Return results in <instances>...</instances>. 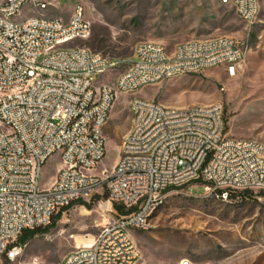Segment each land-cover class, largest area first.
<instances>
[{
	"label": "built area",
	"instance_id": "2783aa9c",
	"mask_svg": "<svg viewBox=\"0 0 264 264\" xmlns=\"http://www.w3.org/2000/svg\"><path fill=\"white\" fill-rule=\"evenodd\" d=\"M222 1L248 24L264 13V0ZM49 6L0 0V264L22 253L25 231L48 226L62 208L84 204L104 185L113 214L59 264H137L132 231L151 226L170 189L200 184L225 198L264 192V141L229 136L222 103L171 106L136 94L214 68L235 76L247 55L243 40L193 38L172 49L142 40L130 58L110 57L80 44L92 28L81 5L67 21L46 16ZM115 70L113 83L99 81ZM120 94L131 96V126L112 169L97 174L104 127ZM52 158L59 167L43 185Z\"/></svg>",
	"mask_w": 264,
	"mask_h": 264
},
{
	"label": "rangeland",
	"instance_id": "374dc122",
	"mask_svg": "<svg viewBox=\"0 0 264 264\" xmlns=\"http://www.w3.org/2000/svg\"><path fill=\"white\" fill-rule=\"evenodd\" d=\"M48 1L45 15L65 21L81 5L92 28L80 44L110 57L130 58L142 40L168 49L193 38L228 35L243 40L247 55L235 76L214 68L146 86L136 94L157 97L171 106L220 102L229 136L264 141V13L248 24L238 18L231 3L222 0ZM117 71L102 75L99 81L113 83ZM130 97L116 98L104 127L106 154L97 174L111 170L119 157L131 126ZM59 163L57 158L47 162L43 185L51 183ZM107 199L104 185L87 204L67 208L54 226L23 244L22 253L11 264H59L113 214L100 208ZM132 237L139 249L137 264H264V192H229L225 198L206 193L200 184L170 189L151 226L132 231Z\"/></svg>",
	"mask_w": 264,
	"mask_h": 264
},
{
	"label": "trees",
	"instance_id": "16d2710c",
	"mask_svg": "<svg viewBox=\"0 0 264 264\" xmlns=\"http://www.w3.org/2000/svg\"><path fill=\"white\" fill-rule=\"evenodd\" d=\"M84 204H87L86 202H84ZM89 206V205H88ZM115 208L117 209V211L119 213L122 214H126L129 213L131 210L126 211L124 210V208L122 206L119 205H115ZM67 209V207L62 208L56 215L53 216L51 223L44 227V228H38V229H34V230H28L25 231L18 239V243L19 244H25L29 239L33 238L36 234H38L39 232H45L47 231L50 227L54 226L56 224V222L60 219L63 211H65Z\"/></svg>",
	"mask_w": 264,
	"mask_h": 264
},
{
	"label": "bare ground",
	"instance_id": "6f19581e",
	"mask_svg": "<svg viewBox=\"0 0 264 264\" xmlns=\"http://www.w3.org/2000/svg\"><path fill=\"white\" fill-rule=\"evenodd\" d=\"M100 208L102 209V210H104V211H108L109 210V204H108V202H103V203H101L100 204ZM86 239H85V241L88 239V236L87 237H85ZM134 239V238H133ZM81 240H83V239H81ZM80 240V241H81ZM79 241V242H80ZM85 241H83V242H85ZM79 242H77V243H79Z\"/></svg>",
	"mask_w": 264,
	"mask_h": 264
}]
</instances>
